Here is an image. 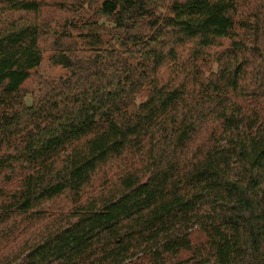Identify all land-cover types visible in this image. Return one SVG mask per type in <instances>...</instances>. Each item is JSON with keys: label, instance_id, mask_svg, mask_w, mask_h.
Here are the masks:
<instances>
[{"label": "trees", "instance_id": "trees-1", "mask_svg": "<svg viewBox=\"0 0 264 264\" xmlns=\"http://www.w3.org/2000/svg\"><path fill=\"white\" fill-rule=\"evenodd\" d=\"M0 151V264H264V0H0Z\"/></svg>", "mask_w": 264, "mask_h": 264}, {"label": "rangeland", "instance_id": "rangeland-1", "mask_svg": "<svg viewBox=\"0 0 264 264\" xmlns=\"http://www.w3.org/2000/svg\"><path fill=\"white\" fill-rule=\"evenodd\" d=\"M87 11L92 12L89 9H87ZM61 16H62V13L54 12V11H48V12L43 14L42 20L45 22L44 23L45 29L47 31L49 29V33H50L48 38L53 39L54 37L60 36L59 35L60 33L58 34V32H56L55 30H61V28L59 26H57V28H55L54 26H55V21L57 19H59ZM73 42H78V41H76V39H75V40H73ZM226 45H228L227 41L225 42V46ZM49 57H50V51H49V49H45L44 50V59H43L41 66L33 74L32 80L28 84H26V86H25L24 92L27 93L26 94V101L29 104L32 102L33 97L37 98L38 96L44 94V90L42 91L43 84L40 83L41 80L43 79V77H41V76H45L48 78H58V77L64 76L66 74V70L60 66L53 65L51 63ZM213 69L216 70V65L213 66ZM3 152L4 151H0V154ZM56 204H57V206H59L60 204H62V201H58V202H56ZM145 264H147V262H145Z\"/></svg>", "mask_w": 264, "mask_h": 264}]
</instances>
